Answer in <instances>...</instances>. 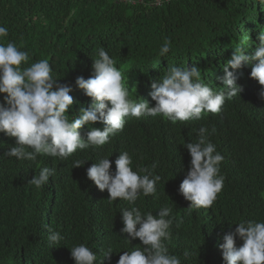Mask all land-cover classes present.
I'll return each instance as SVG.
<instances>
[{
	"label": "trees",
	"instance_id": "16d2710c",
	"mask_svg": "<svg viewBox=\"0 0 264 264\" xmlns=\"http://www.w3.org/2000/svg\"><path fill=\"white\" fill-rule=\"evenodd\" d=\"M258 25L264 29V7L258 0H0V26L8 28L3 42L15 43L29 55L21 67L48 59L53 79L73 88L70 120L75 113L78 117L79 105L91 103L75 81L93 74L100 48L116 61L130 97L154 107L151 85L168 66L195 64L201 80L219 91L223 84L217 77L224 76L233 48L246 40L252 45L249 54L254 53ZM166 38L170 51L161 57ZM250 73L251 66L237 72L242 91L219 114L204 112L198 120L176 123L163 115L128 117L109 143L78 149L65 160L3 157L15 138L0 133V264H75L70 249L79 244L93 249L98 256L94 264L103 259L100 251L111 247V258L102 264H117L123 251L145 247L138 238L129 243L121 235L120 211L133 206L154 216L161 207L172 208L171 237L163 242L181 264H224L219 247L224 234L234 232L242 220L264 222V101L258 97L262 86ZM94 127L103 130L104 125ZM200 127L208 129V140L224 157L220 169L225 182L210 208H189L178 191L191 160L184 145L197 141ZM86 131L87 125L81 135ZM125 151L134 171L156 164L154 174L161 176L156 195H141L135 205L109 202L107 190L101 192L86 175L103 158L110 159L114 172L115 160ZM75 161L85 163L73 168ZM43 167L56 173L37 189L29 181ZM49 229L65 239L49 245ZM242 243L237 238L236 246ZM185 251L190 255L185 257Z\"/></svg>",
	"mask_w": 264,
	"mask_h": 264
},
{
	"label": "clouds",
	"instance_id": "9594fccd",
	"mask_svg": "<svg viewBox=\"0 0 264 264\" xmlns=\"http://www.w3.org/2000/svg\"><path fill=\"white\" fill-rule=\"evenodd\" d=\"M258 3L264 7V0H258ZM7 37L8 28L0 26V96L4 98V103L0 104V133L15 138L14 146H8L3 157L33 162L39 156L65 160L78 149L109 143L110 137L123 130L128 117L163 115L176 123L198 120L204 112L219 114L225 102L242 91L237 84V72L243 66H251L250 76L262 86L258 97L264 101V29L259 25L256 31L259 43L254 53L249 54L252 45L246 40H241L233 48L231 58L223 66L224 76L217 77L223 84L219 91L201 80V70L195 64L191 68L168 66L159 81L151 85L154 107L147 100L130 97L127 82L116 67V61L100 48L98 58L92 64L93 74L87 79L77 77L75 81L91 103L87 107L79 105L78 117L75 113L71 120L69 113L73 111L74 100L70 93L73 88L53 79L48 59L22 68L29 55L15 43H4ZM170 47L171 41L166 38L159 55L165 57ZM97 123L104 125L103 130L94 127ZM85 125L87 131L82 136ZM209 134L206 127H200L197 141L184 145L191 160L178 191L190 202L189 208H210L224 186L225 176L220 169L224 157L208 140ZM84 163L75 161L73 168ZM111 167L110 159L103 158L93 163L86 173L101 192L107 190L109 202L119 199L135 205L141 195H156V186L161 181V176L154 174L156 164L134 171L132 158L125 151L115 160L114 172L110 171ZM55 173V168L43 167L29 184L39 189ZM120 213L124 225L121 235L126 234L124 239L129 243L138 238L145 247L136 246L123 251L117 264H181V259L170 254L163 242L171 237V207H161L156 216L150 212L142 213L135 206L122 208ZM235 225V231L224 234L219 246L224 264H264V222L242 220ZM49 231V245H58L65 239L59 231ZM237 238L243 242L239 247L236 246ZM70 253L75 264H94L98 258L86 244L72 247ZM100 254L103 259H110L113 251L109 247ZM189 255L185 251L184 256Z\"/></svg>",
	"mask_w": 264,
	"mask_h": 264
},
{
	"label": "water",
	"instance_id": "95a60500",
	"mask_svg": "<svg viewBox=\"0 0 264 264\" xmlns=\"http://www.w3.org/2000/svg\"><path fill=\"white\" fill-rule=\"evenodd\" d=\"M140 2H159V1H163V0H137Z\"/></svg>",
	"mask_w": 264,
	"mask_h": 264
},
{
	"label": "built area",
	"instance_id": "2783aa9c",
	"mask_svg": "<svg viewBox=\"0 0 264 264\" xmlns=\"http://www.w3.org/2000/svg\"><path fill=\"white\" fill-rule=\"evenodd\" d=\"M120 1H122V2H133V3H135V0H120Z\"/></svg>",
	"mask_w": 264,
	"mask_h": 264
}]
</instances>
